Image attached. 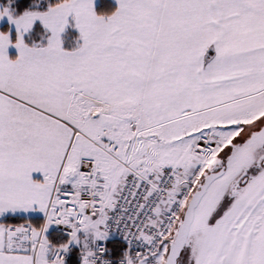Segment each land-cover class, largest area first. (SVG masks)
Masks as SVG:
<instances>
[{
	"label": "snow or ice",
	"instance_id": "1",
	"mask_svg": "<svg viewBox=\"0 0 264 264\" xmlns=\"http://www.w3.org/2000/svg\"><path fill=\"white\" fill-rule=\"evenodd\" d=\"M0 264H264V0H0Z\"/></svg>",
	"mask_w": 264,
	"mask_h": 264
},
{
	"label": "trees",
	"instance_id": "2",
	"mask_svg": "<svg viewBox=\"0 0 264 264\" xmlns=\"http://www.w3.org/2000/svg\"><path fill=\"white\" fill-rule=\"evenodd\" d=\"M107 0H101L98 4V9H102L106 5Z\"/></svg>",
	"mask_w": 264,
	"mask_h": 264
},
{
	"label": "crops",
	"instance_id": "3",
	"mask_svg": "<svg viewBox=\"0 0 264 264\" xmlns=\"http://www.w3.org/2000/svg\"><path fill=\"white\" fill-rule=\"evenodd\" d=\"M101 0H97V6H98V4H99V2H100ZM106 4H113L114 5V0H107V2H106ZM106 6V5H105ZM104 6V7H105ZM103 7V8H104ZM12 51V54H14V50H11Z\"/></svg>",
	"mask_w": 264,
	"mask_h": 264
},
{
	"label": "built area",
	"instance_id": "4",
	"mask_svg": "<svg viewBox=\"0 0 264 264\" xmlns=\"http://www.w3.org/2000/svg\"><path fill=\"white\" fill-rule=\"evenodd\" d=\"M114 239H118V237H114Z\"/></svg>",
	"mask_w": 264,
	"mask_h": 264
}]
</instances>
